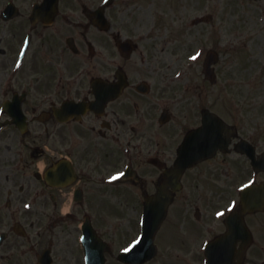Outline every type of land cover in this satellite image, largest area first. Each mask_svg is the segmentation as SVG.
Returning <instances> with one entry per match:
<instances>
[{
    "label": "flooded vegetation",
    "instance_id": "1",
    "mask_svg": "<svg viewBox=\"0 0 264 264\" xmlns=\"http://www.w3.org/2000/svg\"><path fill=\"white\" fill-rule=\"evenodd\" d=\"M42 1L0 0V264H85V226L101 238L106 264H125L116 256L138 239L144 198L157 186L166 195L152 225L164 206L166 214L144 264H264V170L235 151L244 139L264 158V132L242 134L218 107L219 93L261 76L245 77L259 26L249 35L246 19L224 22L230 30L218 39L209 0L196 8L202 21L179 10L176 38L154 17L155 0H111L102 22L93 14L101 0H59L55 15L33 16ZM192 32L196 46L185 53ZM204 111L233 126L222 132L229 148L186 169L175 190L164 174ZM247 182L260 185L251 197L261 209L245 211L243 232L228 235L225 219Z\"/></svg>",
    "mask_w": 264,
    "mask_h": 264
},
{
    "label": "rangeland",
    "instance_id": "2",
    "mask_svg": "<svg viewBox=\"0 0 264 264\" xmlns=\"http://www.w3.org/2000/svg\"><path fill=\"white\" fill-rule=\"evenodd\" d=\"M207 2L209 5V0H155V8H154V17L157 15H163L166 23L169 25H173L174 28L172 31L167 29L170 32H174V36L176 38L180 37L178 29V25L180 24H173V19L176 16H180L179 10L186 11L189 16H192L196 12V8H199L201 2ZM212 6L214 5L213 15L216 17L214 20L218 23L217 25V33L216 36L219 39L220 36L222 39H225L226 34L230 30L229 27H225L224 22H229L231 19L235 20L237 17L246 19L247 23L245 24L248 28V33H256L254 28L256 29L257 26L260 28V36L256 37L253 41L249 42L247 47H245L246 51L249 48V54L246 56L248 58V64L251 68L250 72L245 74V77L251 73H258V70L261 71L260 75L256 78L255 83L245 86L241 85L237 89L236 87H230L228 93L223 92L219 93L218 95L221 96L219 99L218 107L222 112L227 113V119L231 120V122L236 123L241 131L242 134H249V131H253L254 128H258L264 132V53H261L260 48H264V22L260 24H255L256 16L261 8L264 12V0L258 1H245V0H212ZM146 5V4H144ZM182 5V7L180 6ZM151 16V14H149ZM152 20V17L149 18V22ZM156 21H160L161 19H155ZM176 21V20H175ZM254 22V23H253ZM259 33V31H257ZM181 34V33H180ZM214 34V33H213ZM262 34V35H261ZM182 35V34H181ZM195 33L192 32L190 38L186 40V45L184 47L181 46L180 50L185 47H188L185 53H189L193 50L196 46L193 43ZM223 35V36H222ZM257 35V34H256ZM191 39V40H190ZM204 39V38H203ZM204 43H208V41L203 40ZM175 48H177V44L180 43L177 41L175 42ZM244 51H237L233 58L239 64H242V54ZM238 66H234V62L232 64L231 73L237 75L240 71ZM241 77V76H240ZM261 78V81H260ZM240 80L242 79L239 78ZM221 92V91H220ZM223 95L226 96L227 99L225 101L222 100ZM234 97L236 102H234L231 106L229 103V98ZM242 100V101H241ZM231 109V113H228L225 110V106ZM238 122L240 124H238ZM257 136V135H254ZM264 138V135H262ZM260 137V141H261ZM259 140V139H257ZM236 178V177H235ZM237 181V180H236ZM139 196V195H138ZM111 201V200H110ZM108 264H117L116 262H112L109 259Z\"/></svg>",
    "mask_w": 264,
    "mask_h": 264
},
{
    "label": "water",
    "instance_id": "3",
    "mask_svg": "<svg viewBox=\"0 0 264 264\" xmlns=\"http://www.w3.org/2000/svg\"><path fill=\"white\" fill-rule=\"evenodd\" d=\"M180 161H181V159H180ZM178 167H179L181 170H183V169L185 168V166H181L180 164L178 165ZM95 264H100V262H96Z\"/></svg>",
    "mask_w": 264,
    "mask_h": 264
}]
</instances>
